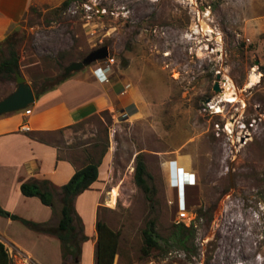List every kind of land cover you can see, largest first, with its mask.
<instances>
[{
    "label": "rangeland",
    "instance_id": "rangeland-1",
    "mask_svg": "<svg viewBox=\"0 0 264 264\" xmlns=\"http://www.w3.org/2000/svg\"><path fill=\"white\" fill-rule=\"evenodd\" d=\"M64 1L31 5L14 50L20 69L42 83L107 46L113 77L134 100L74 125L67 137L42 135L77 168L106 163L98 217L115 233L114 264H264V0ZM254 72L259 80L248 87ZM16 87L0 77V100ZM140 154L152 200L135 184ZM181 171L195 185L178 189ZM180 201L192 218L182 224L196 231L184 248L170 239ZM55 203L59 211V196ZM151 221L160 246L145 255ZM89 239L82 264L96 263L98 232ZM38 249L43 264H59L58 248Z\"/></svg>",
    "mask_w": 264,
    "mask_h": 264
},
{
    "label": "crops",
    "instance_id": "crops-1",
    "mask_svg": "<svg viewBox=\"0 0 264 264\" xmlns=\"http://www.w3.org/2000/svg\"><path fill=\"white\" fill-rule=\"evenodd\" d=\"M44 1L50 0H0V44L14 34L31 5ZM20 68H23L21 62ZM21 73L33 85L24 69ZM107 75L109 81L104 82L95 73V66H90L36 99L30 115L24 110L0 116V206L3 209L37 223L53 220L52 209L37 197L23 195L22 184L49 180L60 187L80 168L62 158L56 145L40 142L33 134L62 133L67 137L71 127L87 118L103 111H116L127 101H134L122 80L114 79L112 71ZM25 125L27 130L23 129ZM105 165L100 164L98 180L76 199V209L89 238L97 232ZM89 240L83 244V259ZM0 242L6 251L10 248L32 264L44 262L45 257L38 247H56L61 255L59 264L62 263L61 245L56 237L34 232L18 221L1 216Z\"/></svg>",
    "mask_w": 264,
    "mask_h": 264
},
{
    "label": "trees",
    "instance_id": "trees-1",
    "mask_svg": "<svg viewBox=\"0 0 264 264\" xmlns=\"http://www.w3.org/2000/svg\"><path fill=\"white\" fill-rule=\"evenodd\" d=\"M77 0H65L62 4L68 8L71 3ZM14 35L10 36L0 44V77L2 79L16 80V74H21L20 55L14 50ZM7 46V49L4 47ZM4 48V49H3ZM6 50L8 55H6ZM264 73V65L260 66ZM72 76V75H71ZM71 76H59L57 79L47 78L42 83L35 82L32 87L35 98L39 99L46 93L56 89L59 85L68 80ZM53 80L54 83H53ZM31 105L28 109L32 108ZM43 134L36 133L33 137L43 143H48ZM100 163L90 162L82 168L76 170L71 180L63 186H55L49 180L29 181L21 186L23 195L27 197H37L41 202L50 207L53 211V217L58 216L59 221L56 226L51 222L37 223L17 215L11 214L0 206V216L18 221L23 226L34 232L47 234L56 237L61 245L62 264H82L81 256L83 253V244L89 240L85 234L84 223L76 209V199L85 191L89 190L93 183L99 178ZM150 177L144 157L140 154L136 159L134 180L149 200H152L155 192L149 185ZM60 198V210H57L55 198ZM154 221L149 222L147 228L143 231L144 243L143 252L150 255L152 250L158 248V234L156 232ZM98 240L96 243L95 264H114L116 257L115 233L101 220L97 223ZM196 231L194 228H187L184 224L174 225V230L170 239L180 247H186L191 239H195ZM0 264H13L4 246L0 243Z\"/></svg>",
    "mask_w": 264,
    "mask_h": 264
},
{
    "label": "water",
    "instance_id": "water-1",
    "mask_svg": "<svg viewBox=\"0 0 264 264\" xmlns=\"http://www.w3.org/2000/svg\"><path fill=\"white\" fill-rule=\"evenodd\" d=\"M109 48L107 46L101 47L91 52L82 61L73 62L68 65L64 70V76H70L72 73L82 71L85 67L91 66L92 64L106 60L109 58ZM218 81L215 83L214 90L221 92L220 80L221 76H218ZM16 89L0 100V116L17 113L28 109L36 101L35 93L32 85L26 80L21 74H16Z\"/></svg>",
    "mask_w": 264,
    "mask_h": 264
},
{
    "label": "built area",
    "instance_id": "built-area-1",
    "mask_svg": "<svg viewBox=\"0 0 264 264\" xmlns=\"http://www.w3.org/2000/svg\"><path fill=\"white\" fill-rule=\"evenodd\" d=\"M112 63H114L113 59H107V60H103V61H98L96 66H95V73L98 76H100V78L104 82H108L109 81V76L107 75V72L111 71ZM31 111H32L31 108L25 110L27 115H30ZM235 123H237V121H235ZM233 124L234 123L230 124L232 126V129H233ZM227 126H226V131L229 133L230 136H233L232 129L230 130V128L227 127ZM253 126L254 125H251V127H253ZM23 129L27 130L28 126L25 125ZM240 129H242L241 131H243V130L249 131V129H248V127H247V125L245 123H243L240 126ZM182 173H184V172L181 171V174H180L181 175V180L179 181V185L178 184L175 185V186H177L178 189H180V187H182L184 189L186 186L195 185V181L193 179L194 175H192L191 172H188V173L185 172L184 174H182ZM180 205H182L181 209L182 208L183 209L178 213L177 223L178 224L179 223L187 224L188 222H191L192 218H190V215L187 212V208H186L185 202L184 201L183 202L180 201ZM7 253L10 256V258L12 260H14L17 264H32L26 258H24L21 254L15 253L14 250H12L10 248L7 250Z\"/></svg>",
    "mask_w": 264,
    "mask_h": 264
},
{
    "label": "bare ground",
    "instance_id": "bare-ground-1",
    "mask_svg": "<svg viewBox=\"0 0 264 264\" xmlns=\"http://www.w3.org/2000/svg\"><path fill=\"white\" fill-rule=\"evenodd\" d=\"M259 75H257V74H255V72H254V74H252V76H251V80H250V84L248 85V87H253V86H255L256 85V83L258 82V80H259ZM228 84H225V86H227ZM230 86V85H229ZM222 87H224V85L222 86ZM228 90L229 91H231L232 92V94H233V96H234V91L232 90V86H230L229 88H228ZM228 94V93H227ZM228 97V96H227ZM225 100H227L228 102H233V101H235V99H233V97H231V98H226ZM237 100V99H236ZM218 113V112H217Z\"/></svg>",
    "mask_w": 264,
    "mask_h": 264
}]
</instances>
